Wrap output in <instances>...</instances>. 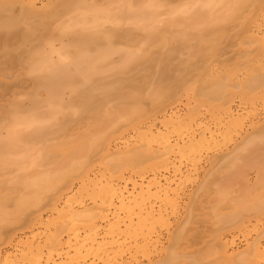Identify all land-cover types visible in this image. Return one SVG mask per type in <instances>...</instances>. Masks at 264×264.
Here are the masks:
<instances>
[{
    "label": "bare ground",
    "instance_id": "obj_1",
    "mask_svg": "<svg viewBox=\"0 0 264 264\" xmlns=\"http://www.w3.org/2000/svg\"><path fill=\"white\" fill-rule=\"evenodd\" d=\"M47 1V7L45 8L47 11H44L42 16H40V8L43 9L45 6L37 8L36 4L38 0H0V12L2 13L3 11V14L9 10L12 15L14 8L18 6L16 9H19V11L17 10L19 12L18 19L13 20L15 23L11 21L12 25L3 22L5 21L3 19V21L0 20V30L4 31V33H0V49L13 45H17L16 48L18 49L26 47L33 38H38L39 31L48 29V25L52 24L54 20L62 23L60 19L64 18V15H69L73 9L78 10L77 12L79 10L85 11L86 9H90L89 11L92 13L87 16V11L85 13L79 12V15L74 20L76 22L71 20L72 16L69 19L73 22L70 26H77L78 28L76 29L80 32L78 30H72L71 32V34H74L73 38L75 37L73 40V45H75L71 46L72 48L74 47L73 55L69 51H65V47L63 46L64 50L59 55L55 51L56 58L58 56V61H55L57 63L62 61V64L61 62L58 64L52 62V55H55L52 54L54 53L52 51L54 46L51 45L52 39H49L51 41L48 43V38L46 39L47 41L43 40L42 43L44 44L42 45L44 47L49 46L48 53H38L39 61L32 63L30 74L35 76L34 83L36 88L45 92V99L39 100L36 95H32L29 100L31 109L29 111L24 109L30 114L28 116H26V111L25 113L24 111L20 113L22 109L18 103L13 104L14 102H12L11 106L9 103V106L5 109L11 125V127L9 126L11 129H8L12 131H7V136L0 138V170L2 167L15 166L19 163L16 160H11L9 158L10 155L31 154L30 152H33L34 147H36V145H33L38 142L42 143V146H39V150L38 148L36 149L39 152H36L33 159L30 156H23L24 165L34 164L37 167L42 166L43 168V165L46 164L53 166L51 167L52 170L50 168L49 170L44 169L46 172L42 170L45 173L41 170H39L40 172L37 171L36 181L32 185L26 186V189H30L28 196L22 198L20 201L25 205L49 206L50 211L56 214V218L46 224L45 231H43L44 241L41 245L40 243L34 245V238L35 236H39V233L34 236L20 238L14 246L15 253L19 258L11 254H5L3 257L0 256V264H131L128 260H134L139 253H144L143 255L145 256V254L147 255L151 251L161 248L160 232L168 230L171 225L168 215H166V207L173 208L175 206L177 186H173L174 180L170 181L164 174L168 173L170 168H172L173 161L188 160L194 153L204 148L208 149L212 145L215 146L217 144L216 137L209 127L203 126L200 122L198 123L192 116L184 118L167 116L168 118L164 117V119L159 120L156 113L163 109L164 98L169 93L168 87L161 86V88L159 86L156 90H151L146 96L151 105L149 110L139 105L127 111V114H124L126 121H136L138 124L134 127L136 145L129 149L125 147L124 149L127 150L123 154H95L100 148H104L102 145L105 144L106 140L98 136L100 125L109 123L114 126L117 121L111 122V116L102 114L103 112L100 108L103 100H94L91 89L93 87L89 83L92 82L94 76L100 73L99 67L101 64L106 63L112 55L119 53L120 56L122 55L120 49L113 47L115 45L112 39L117 35H110L109 31L104 32L102 25L106 22L110 24L112 21L113 23H117L115 20L118 19L119 21L121 17V20H123L124 17L122 15L129 13L128 17L127 14L124 16L132 22L133 26L144 30L147 34L146 30L150 32L151 29L156 28L154 23H156L155 20H159L157 18L158 14L156 15L159 5L155 6V0H151L152 4L149 1L148 3L145 1L146 4L140 1L141 5L132 10L131 14L127 11L124 13V9L122 10L121 17L119 15V18L116 19L117 15L112 18L113 16L111 17L110 14L104 12L102 8L97 7L98 9H96L94 8L95 6H90V2L89 5L88 1L85 0ZM120 1L118 0V2ZM124 1L126 5H134L132 0L131 5L129 1L123 0V5ZM159 1L161 0H157L158 4ZM197 2L200 1L197 0ZM201 2L202 4L197 3V5L199 4V9H202V12H198L197 15H199V19H203V22L211 19L214 23H222L241 18L242 25L247 28L245 33L247 37L250 39L255 38L259 53L251 60L246 58L244 61V73L249 79L247 78V81H244L243 84L240 81V85H242L240 88L243 98L248 103H254L256 99L258 101L264 99V41L262 37L258 38L254 34L255 30L260 31V28L264 25V0H201ZM133 5L132 7H134ZM177 7H175V10H177ZM183 7L185 12L182 9L181 12L189 13L186 10L191 6ZM185 7L188 8L185 9ZM75 10L72 12H75ZM108 10L111 12L112 9L109 8ZM169 10L171 11V9ZM175 10L171 11L172 14L177 13ZM117 11L118 13L121 12L120 9ZM112 12L114 13V11ZM36 14H39L40 20L32 21L34 17H37ZM108 15H110V18ZM194 20L191 22L194 23ZM19 22H22V27ZM124 22L122 21V24ZM120 23L119 21L116 25ZM65 26L70 27L69 25ZM87 26L88 29H93L94 32L92 34L86 32L91 31V29H86ZM14 27L17 28L13 29ZM75 27L63 29H66L68 32ZM18 28H24V30L20 31ZM154 32L152 31L153 34ZM186 33L188 34L187 31ZM118 37L120 38V35ZM145 37L150 41L153 35L149 36V38L148 36ZM166 39L165 36H161L160 43L163 46L169 42ZM172 39L175 40V37L168 38L170 42H173ZM147 40H145V43ZM200 40L201 38H198L197 41L200 42ZM45 44L48 46H45ZM96 44H99L101 47L99 45L98 47ZM150 44H152L151 41ZM94 45L97 48L95 47L96 49L91 51L90 48L94 47ZM62 47L59 48L60 51ZM40 48L39 50H41ZM141 49L146 50V48ZM140 50L134 51L132 54L131 52L127 55L124 54L121 59L123 62L121 61L122 63H120V65H123L120 67L128 69L134 62L137 65L136 63L140 61H149L151 59L149 51ZM64 51L70 54V58L67 61H65L66 57L63 55L65 54ZM32 52H30V55H32ZM9 53L7 50L5 51L6 55ZM34 55L35 53L32 56ZM232 78L230 74H226L224 77L225 86L223 85V87L213 90L210 93V97L211 103L214 106L213 108L218 111V115L212 116L213 120L220 123L222 119H226L230 122V127L233 128L238 126L237 112L235 113V110L232 108V100H230V95L233 92L227 90L232 87ZM255 90H260L261 95L259 97H257V94V96L252 94ZM65 91L70 92L69 94L78 99L80 98V103L78 107L74 108L75 111L72 114L78 111L80 114H96L97 117L92 115V119L89 118V121L92 123L89 133H82L74 140H71V142L59 139V141L53 142L54 144L48 142L49 145H47L46 142L50 140L47 138L48 134L46 135V133H50L47 130H50L51 126L53 128L57 126L55 125L57 123L53 124V120H58L57 117L55 119L54 117L57 114L60 116L59 112L66 119H69L71 116L69 113L71 112L69 111L70 109L73 110L71 107L69 108L68 106L69 109L66 107L65 110H63V107L60 110L61 106H64V103H62L64 102L62 100L63 97L61 98L60 96ZM129 97L136 104L141 101L140 95H131ZM0 106L2 107L3 105ZM4 107H2L3 111ZM39 108H42V110L44 108L45 110L40 111ZM190 109L191 111L194 110L193 107ZM66 110L68 112L65 114ZM18 113H20V117ZM118 120L124 121V119ZM146 120L153 123L144 127L143 122ZM156 124L160 125V127L155 128ZM20 127L25 130L29 128L30 130L28 131L24 130L26 133L31 132V129L32 132L23 134V129H20ZM92 136H95V138H91ZM26 146L33 147V150L28 149ZM104 151H107L106 145ZM110 158L111 160H108ZM56 163L57 167L53 165ZM178 175H181L180 170H176L172 177L177 178ZM262 181L261 189H264V179ZM259 202L261 203V201ZM156 203L162 207L157 206L158 208L154 209L153 206L155 207L156 205L154 204ZM163 206H166V209H162ZM253 206L254 210L253 208L252 210L254 212L260 211L261 208L256 209L260 205L256 204ZM249 207L252 206L250 205ZM249 207L242 204V206H239L240 212L244 213L242 208ZM237 208L235 209L237 210ZM238 211L234 216L227 217L228 219H221V224L224 223L226 224L225 226L237 224L241 220L240 217L242 215ZM119 214L123 217H119ZM40 217H34L33 220H30L33 222L31 223L33 227H39L44 224ZM19 218L8 220L10 228L19 223ZM0 223L9 228L8 223H5L4 219ZM101 225H104V227H101ZM255 227L252 230H256ZM240 231L239 234L243 235L246 229ZM258 238L248 243L241 255L235 256L228 254V243L222 241L218 232H213L212 239L215 251L212 255L219 258L223 264H264V245ZM230 244L232 245V242ZM174 252L172 250V253L166 254L167 260H162L163 262L160 263L178 264V260L181 258L179 257L180 259H178L177 257L181 255ZM126 257L127 259L124 260ZM196 260L194 259L193 262L191 260V263H189L197 264L199 260L198 264H200V259Z\"/></svg>",
    "mask_w": 264,
    "mask_h": 264
},
{
    "label": "rangeland",
    "instance_id": "obj_2",
    "mask_svg": "<svg viewBox=\"0 0 264 264\" xmlns=\"http://www.w3.org/2000/svg\"><path fill=\"white\" fill-rule=\"evenodd\" d=\"M85 1H88V4L90 2L91 5H89L95 6L94 8L96 9H98L97 7L102 8L104 12L110 14L111 17L113 16L112 18L117 15V17H115L116 19L119 18V15L121 17V13L123 12L125 13L127 11L131 14V11L138 5H141V2L146 4L145 1H147V3L149 1V3H151V0H132L134 3L133 5L131 0H127L130 2V5L132 4L134 6L132 7V5H126L125 1L124 5L126 6H124L122 4L123 0H121L122 2L120 0V2H118V0ZM190 1L193 2L194 0H161L159 4L157 0H155L156 3L153 1L155 6L159 5L156 15H159H157V18L161 23L159 20H157L158 22L155 20L156 23H154V25L156 28L153 30L151 29L150 32L146 30L147 34L144 30L140 28L139 30L138 27L132 25V22L124 16L127 13L122 15L124 18L123 20H121L122 17L120 18L119 21L121 23L119 25H116L119 23L118 19L115 20L117 23H113L112 21L110 24L106 22L102 25V30L104 32L109 31V33H111L110 35H120V38H117V36L114 37L112 42L115 45L113 47L120 49L122 55L120 56V53L112 55L106 63L104 62L101 64L99 67L100 73L98 72L99 74L94 76L92 82L89 83L93 88L88 84L92 89L94 100H103L100 108L103 113H101L111 116V122H114V120L117 121L114 126L109 123L99 124L100 130L98 136L106 140L105 144L102 145L104 148H100L95 154H123L127 150L124 149L125 147L129 149L136 145L134 127L138 124L136 121H126L124 114L139 105L149 110L151 105L146 96L151 90H156L159 86L168 87L169 89V93L164 98L163 109L156 113L159 120L167 116L172 118L192 116L198 123L200 122L203 126L209 127L211 131L214 132L217 141L215 146L212 145L208 149L204 148L194 153L188 160L173 161L172 168L164 175L170 181L174 180L173 186H177L175 206L173 208L163 206L162 208H167L166 215H168L171 225L168 230L160 232L159 238L162 243L161 248L156 249L157 251H151L149 254H145V256L143 255L144 253H139L137 257L135 256L136 258L134 257V260H128L131 264H157V262L159 264L163 262L162 260H167L166 254L172 253V250L181 255L177 257L178 259L181 258L178 260L179 263L176 261L178 264H188L191 260V262H193L194 259H200V264H220L221 260L212 255L215 251V245L212 239L213 232H218L222 241L228 243V254L235 256L238 254L241 255L246 245L258 237L264 245V189H261V183L264 179V99H260L259 101L256 99L254 103H248L243 98L240 88V86H242L240 85V81L243 84L244 81H247V78L249 79L244 73V61L246 58L251 60L259 53L258 44L255 42V38L250 39L245 34L247 28L242 25L241 18L222 23H214L211 19L207 22H203V19H199L200 17L197 15L198 12H202V9H199V4L197 5V3L202 4L201 0H198L200 2L195 0L193 3ZM46 2L48 3L47 0H38L36 4L37 8L43 7V5L45 6L43 9L40 8V16H42L44 11H47L45 10L47 7ZM195 2L197 3L195 4ZM135 3L137 4L135 5ZM184 3H188L189 5ZM106 6L112 9L111 12ZM183 6H191L189 8L185 7V9L188 8L186 12L189 13L181 12L184 8ZM175 7H177V10H175ZM16 8H18V6ZM16 8L13 9L14 11L11 10L13 12L12 15L9 10L4 12V14L3 11L2 13L0 12V20H5L3 22L11 24V21H15L16 18L18 19L19 9ZM119 9L121 12L118 13L117 10ZM169 9H171V11L174 9L177 13H174V11V14H172ZM89 10H79V12L85 13L87 11L86 14L88 16L92 13ZM122 10L124 11L122 12ZM72 11L69 15L67 14L68 16L64 15V18L62 17L63 19H60L62 23H59L58 20L57 22L54 20L52 23L53 25L50 23L48 25L49 31L48 29L39 31L38 35L40 37L37 35L38 38H33L26 47H20L18 49L16 48L17 45H13L5 49H0V64L4 63L0 66L2 70L0 72V105H3L2 107L5 105L4 111L0 106V138L6 137L7 131L11 129L9 117L7 118V113L5 112L9 103L10 106L12 102H14L13 104L18 103L19 106L21 105L20 107L22 109L20 113L23 111L25 113L26 110L29 111L31 109L29 100L32 95H36L39 100L45 99V92L36 88L34 83L35 76L30 74L32 63L39 61L38 53H48L49 46L45 44V46L47 45L48 47H44L42 45L44 44L42 43L43 40L47 38L48 40L52 39L51 45L54 46L53 49L59 50V48L63 46L65 47V51H69V53L73 55L74 47L72 48L71 46L73 45L75 37L73 38L74 34H71V32L72 30H78L76 29L78 27L70 25L73 23L71 20L74 21L77 15H79V12H77L78 10H75V12ZM112 11H114V13ZM73 13H75V15H73ZM15 15L17 16L15 17ZM110 15H108L109 18ZM40 16L38 14V19L34 17L32 21L40 20ZM128 16L129 13L127 14V17ZM193 20L194 23L191 22ZM122 21H125L124 24H122ZM21 23L19 22L22 27L23 24ZM64 24L70 27L68 28ZM20 25L18 26L20 27ZM62 27L68 29L71 27L75 28L67 32V30ZM18 29H20V31L22 29L24 30V28ZM86 29H88V26ZM89 29H91V31ZM89 29V31L86 32L92 34L94 32L93 29ZM152 31H155L154 34ZM0 33H4V31L0 30ZM155 33L157 34L155 35ZM149 34L153 35V38H150L152 44H150V41L145 37H151ZM254 34L258 38L262 37L264 41V25L260 28V31L255 30ZM161 36H165V38H167L166 40L169 42L170 40H168V38L175 37V40L172 39L173 42L170 43L166 41L167 44L163 46L160 43ZM198 38H201L200 42L197 41ZM145 40H147L146 43ZM50 41L51 40L47 41V43ZM96 45L98 46L99 44ZM63 47L61 51L59 50L60 52L52 49V51H54L52 54H55L52 55L53 58L51 57L52 62H56L55 60L58 59V56L56 58V52L59 55L64 50ZM95 47L94 45V47L90 48L91 51L97 48ZM39 48L41 50H39ZM139 48H146V50H140ZM6 50L10 52L7 55L5 54ZM34 50L36 51L34 52ZM137 50L149 51L151 59L149 61H140L136 63L137 65H135L134 62L132 66H135H131L132 68L123 69V67H120L123 65H120V63L123 62L121 60L122 56L130 52L132 54V52ZM31 51L35 53L34 56H32L34 54L33 52L32 55H30ZM67 52H65V54L62 53L66 57V59L63 58L65 61L70 58V54ZM36 55H38V57H36ZM60 62L62 64V61ZM58 63L56 62V64ZM226 74H230L231 77L234 78H232V87L227 89L229 92H233L231 93L232 95H230V100H232V108L235 110V113L237 112L236 118L238 119V126L233 128L230 127V122L226 119H222L220 123H217L212 118L213 115H218V111L213 108L214 106L211 103L210 93L213 90L223 87V85L225 86L224 77ZM69 93L68 91L62 92L60 97H63L62 100H64V102L62 103H64V106H61L60 110H62L63 107V110H65L66 107L68 108V106L69 108L71 107L73 109L69 110L71 111L69 112L71 116L69 119H66L64 118L65 116L63 117V114L59 112L60 116L57 114L54 117V119L56 117L58 119L57 121L53 120V124L57 123L55 124L57 126L54 128L52 126L51 128L49 127L51 131H47L50 133L44 131L46 135L48 134L47 138L50 139L46 142L47 145H49V143L54 144L53 142L56 140L59 141V139L65 142H71V140H74L80 134L89 133L92 127L89 118H91L93 114H80L78 111L72 114L75 111L74 108L78 107L80 98L78 99ZM252 94L255 96L258 95L257 97H259L261 92L260 90H255ZM131 95H140L141 101L136 104V102L129 97ZM6 104L8 105L6 106ZM191 106L194 109L193 111L190 109L192 108ZM39 110L44 111L45 109L43 108L42 110V108H39ZM67 110L65 114L68 112ZM28 111H26V116L29 114L27 113ZM20 113H18L19 117L21 116ZM93 116L97 117L96 114ZM118 119H124V121ZM143 123L144 127H146L153 122L146 120ZM154 127L158 128L160 125L156 124ZM20 129H23V132L25 130L22 127H20ZM26 130L28 131L30 129L28 128ZM22 131L20 130V132ZM31 132H24L23 134H29ZM44 137L46 136L44 135ZM91 138H95V136ZM41 144L40 142L35 143L33 146L36 145V147H34L33 152L28 150H33L32 146V148L26 146L28 149L25 148L31 154L10 155L9 158L11 160H16L19 163L15 166L2 167L0 170V220L2 221L4 219L5 223H8V220L20 217L19 220L21 221H19L17 225L15 224V226H12V228H10L11 226L9 223V228H6L4 224L0 223L1 257L5 254H11L19 258L15 253L14 246L16 242L23 237H30L39 233L40 235L34 238V245L37 243L41 245L44 241L43 231H45L46 224L56 218V214L50 211L49 206L44 205L39 207L33 204L25 205L20 201L22 198L28 196L30 189H26V186L32 185L36 181V172H40L39 170L42 171L44 169L49 170V168L51 169V167H53L46 164L43 165V168L42 166H39V168L34 164L24 165L23 156H30V158L33 159ZM105 145L107 151H104ZM37 148L38 150H36ZM111 158L108 160H111ZM53 165L56 167L58 166L57 163ZM176 170H180L181 175H178L177 178H173L172 176ZM259 201H261V203ZM254 202L256 203L254 204ZM238 204L239 206L245 204L248 207L250 205L252 207L242 208L244 212L242 213V211L240 212L239 206H237ZM256 204L258 206L260 205L259 207L255 206L257 207L256 209H261L260 211L254 212L253 205ZM154 205H156L155 207L153 206L154 209L160 206L158 203ZM235 208H237V210ZM237 211L239 214L241 213L243 215L240 214L241 220H239L237 224L231 226H225L226 224L224 223H222L224 225L221 224V219L232 217ZM119 215V217H123L121 214ZM39 216H41L40 218L44 224L39 227H33L31 224L33 222L30 220ZM101 227H104V225H101ZM253 227H255L256 230H252ZM242 228L246 229L243 235L239 234L241 232L240 230H243ZM229 242H232V245ZM229 244L231 247H229ZM177 253L176 255H178ZM126 259L127 257L124 258V260ZM221 264L223 263L221 262Z\"/></svg>",
    "mask_w": 264,
    "mask_h": 264
}]
</instances>
